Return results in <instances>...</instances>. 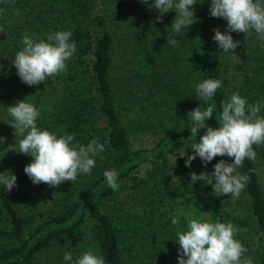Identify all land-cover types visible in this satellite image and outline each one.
Listing matches in <instances>:
<instances>
[{
  "label": "trees",
  "instance_id": "1",
  "mask_svg": "<svg viewBox=\"0 0 264 264\" xmlns=\"http://www.w3.org/2000/svg\"><path fill=\"white\" fill-rule=\"evenodd\" d=\"M196 2L199 22L171 46L164 38L169 13L151 9L154 0H0V174L17 177L11 192L0 186V264H70L66 252L75 261L89 251L105 264H178L177 233L191 219L233 224L245 255L264 264V144L253 145L256 158L236 169L249 177L236 199L190 175L234 158L215 157L205 167L197 157L185 166L206 131L191 136L189 111L215 105L206 123L217 129L222 104L238 93L264 117V40L256 43L254 30L229 33L240 46L223 53L213 29L224 33L227 21L210 16L211 0ZM57 31H70L76 45L66 70L44 84H24L12 65L23 38L48 42ZM207 79L222 86L204 103L196 86ZM23 100L40 113L39 130L105 146L90 174L58 188L32 183L24 172L32 157L18 153L23 135H15L7 111ZM144 135L157 137L135 147ZM112 169L117 191L103 175Z\"/></svg>",
  "mask_w": 264,
  "mask_h": 264
},
{
  "label": "clouds",
  "instance_id": "2",
  "mask_svg": "<svg viewBox=\"0 0 264 264\" xmlns=\"http://www.w3.org/2000/svg\"><path fill=\"white\" fill-rule=\"evenodd\" d=\"M141 2L147 4L148 0ZM196 4V0H154L150 5L151 9L158 11L161 16L170 11L176 13L170 27L172 31H169L170 28L166 29L167 36L164 38L168 45H177L175 35L199 22L193 7ZM209 12L211 17L227 21L224 33L218 28L213 29V41L223 49V53L235 52L240 46V41H234L229 33L247 34L254 30L259 39L264 40V0H211ZM71 37L70 31L49 34L48 42H37L25 36L22 41L24 47L15 55L12 63L21 81L28 86H35L44 84L47 78L64 72L66 61L76 51L75 43L70 42ZM221 86L222 83L218 79H207L199 83L196 86L199 101H211ZM214 107L215 105H209L205 110H201L199 106L187 113L188 119L192 121L191 136L197 137L202 129L206 131L200 137L199 143L192 144L193 154L187 156L185 166L190 168L197 157L205 167L215 157L234 158L233 163L221 159L214 165V171L210 174L190 175L192 181H204L211 185L213 192L222 196L231 195L236 199L249 179L246 175L236 173V169L243 165L246 158H256L253 145L264 144V117L259 115V104L250 105L238 93H234L222 104V112L218 119L216 118L219 127L213 129L208 127L206 122L213 117ZM7 111L13 118L14 122L9 125L15 130V135H23L18 153L32 157V162L25 166L24 172L34 185L43 183L58 188L63 182H74L79 175L91 173L96 163L94 157L105 150V146L96 140L86 146L73 144V135L58 138L49 131L39 130L36 120L40 113L34 105L25 100L8 106ZM5 140V137H0V145H3ZM103 175L108 187L117 191V171L106 170ZM16 181L17 177L11 170L0 174V186L7 192L12 191ZM171 223L178 225L180 222L173 218ZM239 231L241 229L231 223L200 222L191 219L187 224V231L177 233L178 264H253L252 258L245 255L248 249L234 238V234ZM64 260L70 264H105L103 257L90 251L84 252L75 261L72 253L66 252Z\"/></svg>",
  "mask_w": 264,
  "mask_h": 264
},
{
  "label": "rangeland",
  "instance_id": "3",
  "mask_svg": "<svg viewBox=\"0 0 264 264\" xmlns=\"http://www.w3.org/2000/svg\"><path fill=\"white\" fill-rule=\"evenodd\" d=\"M168 13H169V14H168V18H167L166 23H165V25H164V30H165V31H166V29H168V28L171 27V25H172V23H173V21H174V19H175V17H176V13H175L174 11H170V12H168ZM169 31H172V29L170 28ZM253 39H254V41H255L256 43L259 42V37H258L257 34H256L255 37H253ZM0 70H1V72H3L4 74H6V70H5V68L0 69ZM156 137H157V136H154V135H150V136H149V135H144L143 137H141V138H137V139H135V140L133 141V142H134V146H135V147H149V146H151V145L154 143Z\"/></svg>",
  "mask_w": 264,
  "mask_h": 264
}]
</instances>
